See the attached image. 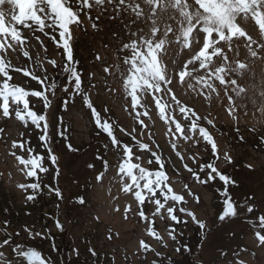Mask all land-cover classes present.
<instances>
[{"label": "snow or ice", "instance_id": "obj_1", "mask_svg": "<svg viewBox=\"0 0 264 264\" xmlns=\"http://www.w3.org/2000/svg\"><path fill=\"white\" fill-rule=\"evenodd\" d=\"M105 20L114 24L117 29L111 31L112 39L117 41L115 60L108 63L97 54L95 60L102 65L107 64L103 67L105 76L102 81H97L96 74L89 73L88 82L85 83L83 74L74 66L78 63L74 59V41L78 33L87 34L88 25L93 31H99ZM257 29L259 36L264 39V0H0V116L5 119L14 118L23 125L25 131L19 133L21 138L34 126L39 130V141L46 149L45 154L41 155L34 152L27 138L11 140L8 155L20 166L19 171L25 181H30L16 185L22 192L28 193L31 190L24 197V202H35L44 189H48L49 193L54 192L58 199H62L60 188L50 187L42 178L50 169H55L53 179L61 174L58 155L49 143L51 125L47 112L58 97L65 110L70 103L79 99L82 106L90 110V118L95 127L109 141L104 148L106 151L111 150L116 157L115 176L121 185V191L134 197L136 208L133 209L131 204L127 205L124 208V218L127 219L128 214L132 213L140 220L147 221V236L154 237L157 242H163V237L153 224L156 219L161 220L169 228L168 237L176 242L177 253L181 248L189 250L179 240L183 235L179 226H187L189 223L184 217L198 225L201 237L208 234V225L187 206L189 198L197 205L200 203L199 195L193 192L191 186L184 184V194L175 192L167 172V163L149 144L136 139L133 133L137 129L126 131L123 127L119 128L120 133L136 140L134 147L130 142H122L118 138L115 134V122L103 118L102 112L110 109L97 110L91 94L96 92L98 95L100 91L106 90L109 94H122L128 105L125 111L136 113L134 120L141 131L148 127L143 117L149 116L146 104L141 101L145 98L155 101L159 119L169 125L167 134L173 138L172 151L183 162V168L200 185L210 184L217 178L222 182V190L218 189L223 198L218 222L237 217V201L230 192V186H235L236 181L220 171L215 163L220 159L218 141L214 138L213 131L217 127L215 119L210 118V113L198 114L193 107L182 102L173 85L196 93L209 106L214 99L219 101L231 118L239 140L246 142V137L238 127L239 114L243 111L247 115L248 105L251 103L264 117V76L258 83L251 85L254 94L249 96V89L241 83L250 72L249 65L235 57H238L239 46L243 44L250 57L264 60V43L258 44L251 34ZM37 33L43 34L57 49L63 50L61 63L56 59H47V64L59 69L57 75L67 74L66 83H58L55 78H49L39 55L36 56L35 63L43 70L44 76L36 75L35 69L28 66V60L32 59L29 48L35 47L31 44L33 39L47 52L44 41ZM253 45L257 47L254 48ZM177 46L181 51H187V59H176L170 55V49ZM104 47L107 48L108 45ZM13 53L18 54L17 59L20 53L27 59L17 66L11 59ZM14 73L31 77L42 90H30L16 83ZM108 76L118 79V87L113 88L108 84ZM31 98L42 101L43 113L30 107ZM138 107L145 110L137 111ZM175 113H179L182 119ZM4 131L0 128V133ZM248 131L257 134L259 146L264 148V132L258 131L256 127ZM60 135L63 136L64 133L61 132ZM181 139L188 142L190 147L203 142L206 150L210 147L214 160L198 163L195 156H188L187 159L192 163H198V170L190 167L177 148L176 141ZM0 144L7 146L5 141H0ZM66 147L69 151L77 150L71 143ZM149 152L152 158H147V164L158 166L155 170L143 166ZM96 159L102 160L103 170L97 173L95 180L102 182L109 168V161L100 155ZM223 160L228 164L233 163V158L227 151L223 153ZM87 167L94 169L95 165L89 163ZM245 167L250 169L252 166L247 164ZM77 203L84 205L86 200L80 196ZM239 207L254 215V209L258 211L251 196ZM4 211L7 212L8 209ZM180 214H184V217ZM255 220L258 223L252 220L249 223L254 230L257 246L264 248V214L256 215ZM3 224L2 234L6 238L0 240V249L7 246L10 253L0 250V264H54L52 259L36 248L17 242L14 237H19L21 231H8L11 226L7 220ZM55 228L64 230L58 219L55 220ZM22 231L28 234L29 239H50L48 230L41 232L24 226ZM107 239L111 241L113 236L109 234ZM87 251L92 257L97 256L92 247H88ZM137 251L154 252L157 257L163 255L151 248L145 239L139 240ZM72 253L79 256V250L75 247ZM221 255L225 264H246V261L239 258L240 253L229 256L222 250ZM124 259L128 260L127 255ZM62 264H67V261ZM152 264L157 262L153 260ZM159 264H165V261L161 259ZM168 264L174 262L169 259Z\"/></svg>", "mask_w": 264, "mask_h": 264}, {"label": "rangeland", "instance_id": "obj_2", "mask_svg": "<svg viewBox=\"0 0 264 264\" xmlns=\"http://www.w3.org/2000/svg\"><path fill=\"white\" fill-rule=\"evenodd\" d=\"M115 30H117L116 26L105 20L101 23L99 31H93L88 25L87 34H77L74 41V54L80 56V60L84 63V67L79 71H82L85 83L88 82L89 73H95L97 81H102L105 76L103 67L107 64L102 65L96 61L97 54L104 57L108 63L115 60L117 41L111 37V31ZM251 34L258 44L264 43V39L259 36L258 29L252 31ZM37 35L44 41L47 52L45 53L44 49L39 47V42L33 39L31 44L35 47L29 48L32 59L28 60V66L35 69L36 75L43 77V70L35 63L36 56L39 55L44 67L47 68L49 78H54L52 76L57 75L59 69H54L47 64V59H56L58 63H61L63 50L57 49L56 45L43 37L41 33ZM104 45L108 47L105 48ZM253 47L257 46L253 45ZM17 55L13 53L11 59L14 64L20 66L27 58L20 53L17 59ZM170 55L181 60L188 58L187 51H181L178 46L170 49ZM229 55L234 56L233 53ZM235 58L249 65L250 72L245 75L241 83L249 89V96H252L254 92L251 85L258 83L264 76V60L250 57L243 44L239 46V55ZM13 75L16 83L30 90H42L36 81H30L31 77H28L30 79L28 81L22 73ZM60 83H64L62 79ZM108 84L116 88L118 79L108 76ZM173 87L182 102L193 107L198 114L208 115L210 113V118L215 119L217 127L213 130L214 138L218 141L220 152V159L215 163L220 171L236 181L235 186H230V192L237 201V217L218 222L217 217L222 211L223 199L218 189L222 190V182L217 178L210 184L200 185L183 168V162L172 151L173 138L167 134L169 125L159 119L155 101L150 98L141 101L146 104L149 111V116L143 117L148 127L141 131L134 120L136 113L125 111L128 105L125 104L122 94L120 92L109 94L104 90L98 95L96 92L91 94L97 110L110 109V111L102 112L103 118L108 119L109 122H115L117 125L115 134L118 138L122 142H130L134 147L136 140L132 136L120 133L119 128L123 127L126 131L137 129L133 133L136 139L149 144L167 163V172L175 192L184 194L186 191L184 184L188 183L191 186L193 192L199 195L200 203L197 205L189 198L187 206L205 221L209 229L208 234L201 237L198 225L193 224L190 218L184 217V214H180L181 217L189 220L187 226H179V230L183 232V235L179 237L180 243L187 245L189 250L185 251L181 248V251L177 253L175 251L176 242L168 237L169 228H166L161 220L156 219L153 224V227L163 237V242H157L154 237L147 236L145 227L147 221L140 220L132 213H129L128 218L125 219L124 208L131 204L135 209L136 204L134 197L121 191V185L115 176L116 157L111 150L106 151L104 148V145L109 143L108 139L95 127L94 121L90 118V110L84 108L79 99L70 103L65 110L62 100L58 97L48 110L47 117L51 125L49 143L58 155L61 174L57 179H53L55 169H50V172L43 174L42 178L52 188L56 187L55 181H58L62 199H58L54 192L49 193L48 189H45V192L35 202H24V197L30 194L31 190L25 193L16 185L30 181H25L23 174L19 171L20 166L12 156L8 155L11 150V140L27 138L34 152L41 155L45 154L46 149L39 141V130L34 126L26 131L24 138H21L19 133L25 131L23 125L14 118L5 119L0 116V128L5 130L0 133V141H5L7 144V146L0 144V240L6 238L2 234V229L4 228L3 222L7 220L11 226L8 231L12 233L21 231L19 237H14L17 242L36 248L44 256L52 259L54 264H62L64 261H67V264H152L153 260L159 264L161 259L165 261V264H168L169 259L174 264H225L221 255L222 250L229 256H233V253H240L239 258L246 261V264H264V248L257 246L254 230L249 223V220L258 223L255 216L264 214V148L259 146L257 134L248 131L256 127L258 131L264 132V117L253 108L251 103L248 105L247 115H244L243 111L240 112L238 127L246 137V142H242L234 131L233 122L227 115L225 107L219 101L214 99L209 106L208 102L196 93L179 85H173ZM224 103L226 105V99ZM30 107H34V110L41 113L44 111L42 101H38L37 98H31ZM144 110L140 107L137 109L140 112ZM175 114L180 116L179 113ZM180 118L182 119V116ZM61 132L64 133L63 136L60 135ZM68 143H71L77 150L69 151L66 147ZM176 143L178 150L185 156L184 162L194 169L198 170L199 162L207 163L214 160L210 147L206 150L203 142L191 147L182 139L177 140ZM225 151L233 158L232 164L223 160ZM98 155L109 161V168L102 182L95 180L97 173L103 170L102 160L96 159ZM188 156H195L198 163H192L187 159ZM147 158H152L150 152L146 154L143 166L155 170L158 166H149ZM89 163H94L95 168L89 169L87 167ZM247 164L252 167L250 169L245 167ZM80 196L86 200L84 205L77 203V198ZM249 196L253 197V202L258 209V211L254 209L255 215L239 207ZM5 209L8 211L5 212ZM56 219L61 222L63 231L55 228ZM24 226L33 228L35 231L48 230L47 234L50 239L39 237L29 239L28 234L22 231ZM109 230H111L110 233ZM109 234L113 236L111 241L107 239ZM140 239H145L151 248L163 255L157 257L154 252H138ZM74 247L79 250L78 257L72 253ZM88 247L96 251V257L91 256L87 251ZM0 250L6 251V254L10 253L7 246ZM126 255L127 261L124 259Z\"/></svg>", "mask_w": 264, "mask_h": 264}, {"label": "trees", "instance_id": "obj_3", "mask_svg": "<svg viewBox=\"0 0 264 264\" xmlns=\"http://www.w3.org/2000/svg\"><path fill=\"white\" fill-rule=\"evenodd\" d=\"M43 35V34H42ZM44 37V36H43ZM46 39H47V37H45ZM80 56H77L76 54H74V59L76 60V61H78V63L77 64H75L74 66L75 67H77L78 68V70H82V68L84 67V63H82V61L80 60V58H79ZM80 72H82V71H80ZM66 76H67V74H63V73H61V74H59V75H53L52 77H54L55 79H56V81L58 82V83H60V79H62V81L64 82V83H66L67 81H66ZM26 80H30L28 77H26ZM30 81H32V80H30ZM49 185V184H48ZM55 186L56 187H58V181H55ZM59 188V187H58ZM45 190V189H44ZM43 190V192L42 193H44L45 191ZM39 197V196H38ZM38 197H37V199H38ZM33 203V202H32ZM30 214V213H29ZM32 215H34V213H31Z\"/></svg>", "mask_w": 264, "mask_h": 264}]
</instances>
